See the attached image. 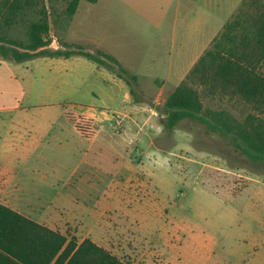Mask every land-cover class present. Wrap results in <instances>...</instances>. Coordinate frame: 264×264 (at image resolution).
Returning <instances> with one entry per match:
<instances>
[{"label": "rangeland", "instance_id": "obj_1", "mask_svg": "<svg viewBox=\"0 0 264 264\" xmlns=\"http://www.w3.org/2000/svg\"><path fill=\"white\" fill-rule=\"evenodd\" d=\"M241 1L81 0L69 43L103 50L142 79L129 84L105 65L123 85L80 54L15 64L44 125L38 165L7 175L19 180L9 188L16 198L41 206L20 210L56 216L50 225L78 239L97 228L95 240L130 264L152 252L167 264H264V161L196 121L165 130L166 93L154 102L139 92L171 91L175 81L159 80L171 69L176 80L179 65L203 54ZM54 39L47 48L65 49ZM140 100L156 110L150 121L152 111L131 109ZM151 215L159 220L139 223Z\"/></svg>", "mask_w": 264, "mask_h": 264}, {"label": "trees", "instance_id": "obj_2", "mask_svg": "<svg viewBox=\"0 0 264 264\" xmlns=\"http://www.w3.org/2000/svg\"><path fill=\"white\" fill-rule=\"evenodd\" d=\"M80 1L0 0V56L22 62L41 55L80 54L116 68L132 84L137 76L129 74L114 56L66 40ZM53 35L65 49L28 51L48 47ZM161 112L169 132L183 119L196 121L250 160L264 161V0H242L186 78L167 95ZM0 264L130 262L91 238L69 239L0 201Z\"/></svg>", "mask_w": 264, "mask_h": 264}, {"label": "crops", "instance_id": "obj_3", "mask_svg": "<svg viewBox=\"0 0 264 264\" xmlns=\"http://www.w3.org/2000/svg\"><path fill=\"white\" fill-rule=\"evenodd\" d=\"M80 3H79V6H80ZM79 6H78V9H79ZM76 14L77 12L75 13L74 18ZM74 18L71 22L69 31L72 28ZM68 33L66 36L67 41H68ZM54 37L56 36L53 35L52 42H55ZM56 40L58 41L57 37H56ZM58 45L61 46L59 41H58ZM201 55L195 58L189 65L188 64H184L183 66L179 65V67L175 71V73L178 75L176 76L177 77L176 80H173L174 79L173 72H172L173 69L169 71V73L166 76V79L159 80V81H163V87H170L171 81H175L174 83H172V88L173 87L174 88L171 91H154L152 94H149V95H147L146 91H139V92L145 97H148L147 99H152L154 102H159L160 97H156V95L159 96L162 94L164 95L166 93V97H167V95H169L175 89V87L183 79L186 78L187 74L189 73L191 68L194 66V64L198 61ZM22 62L12 61L10 59H5L0 56V201L3 204L10 206L11 208L21 212L22 214L36 220L37 222L47 225L48 227L52 229H56L52 225H50L53 222L52 217H56V216H52V217L50 215L49 216H46V215L39 216L36 214H32L31 212H27L25 210H20V208L22 209L38 208V207L41 208V206L37 203H31L33 201H30V200H26L27 203L24 204L22 202V200L24 199L21 200V199L16 198L15 195H13L12 190L9 189L10 187L13 188V186H15L16 184L18 185L19 180L16 179L14 183L10 182L7 178L8 174H10L13 170L19 169V167L22 168V164L24 166L27 160L34 161L33 165L36 166L38 165V161L42 159V154L38 152V142L43 137V132H44L43 120L40 119V117L42 118V115L39 114L38 108L40 106L34 102L28 101V97L30 93L25 87L23 76H21L17 72V68L15 67L16 63H22ZM102 66L104 67V69L110 72V74L112 75V80L119 78L118 80H121L122 82L121 84L124 85V82H123L124 80L122 78L116 77L114 75L115 73L111 69H109L107 66L103 64ZM140 79L142 78L140 77ZM140 79L137 76V80L140 81ZM159 86H161V84H159ZM163 99L164 101L166 100V98H163ZM131 103L133 104L131 109H133V112L136 113L137 115L142 114L143 110L152 111L153 114L152 113L149 114V118H148L149 121L151 120L152 116L156 113V110H154L153 107L149 105L148 106L143 105L142 100H140L137 103H133V102ZM93 110L101 111L102 109L93 108ZM124 115H127V114H124ZM134 121L137 124V120L134 119ZM89 124L90 126H95L94 122L90 121ZM75 126L77 127L76 124ZM95 136H96V132L94 131L93 135L88 136V137L90 139H95ZM82 184L83 183H80L79 187L83 186ZM80 209H83L88 214H91L93 212L92 210H89L90 208L87 205L81 206ZM83 215L86 216L87 214L83 212ZM96 216H97L96 218H98V215ZM99 216H102V214H100ZM156 219L159 220L157 216L151 215L150 217L143 219V220L138 219V221L139 223L143 224L146 221L153 222ZM163 220H165L164 216H163ZM56 230H59V229H56ZM91 230L90 232L86 233L82 239L80 238L78 239L76 236L75 237L78 239L79 242H81L85 238H91L97 244L111 250L106 244L99 243L97 240H95V237H93V235L95 234L96 236L99 235L98 232H101V230L99 229L97 230V228L92 231ZM59 231L64 233V231H62L61 229ZM165 236H166V230L164 231V237ZM68 237L69 239L71 238L70 236ZM112 252L118 255L119 257L123 256L121 251L116 250ZM155 254H156L155 252L147 253V254L145 253L142 255V257H140V260H138L139 263L133 262V264H167L168 263L166 261V258H167L166 256L164 257V259H162L161 256L156 257L157 255ZM168 260L170 261V259Z\"/></svg>", "mask_w": 264, "mask_h": 264}, {"label": "built area", "instance_id": "obj_4", "mask_svg": "<svg viewBox=\"0 0 264 264\" xmlns=\"http://www.w3.org/2000/svg\"><path fill=\"white\" fill-rule=\"evenodd\" d=\"M122 123H123V117L120 116V115H117V117L115 119L116 126L120 128V126L122 125Z\"/></svg>", "mask_w": 264, "mask_h": 264}, {"label": "water", "instance_id": "obj_5", "mask_svg": "<svg viewBox=\"0 0 264 264\" xmlns=\"http://www.w3.org/2000/svg\"><path fill=\"white\" fill-rule=\"evenodd\" d=\"M44 48H47V47H41V48H38L37 50H28V51H31V52H37V51H40ZM22 51H27V49H21Z\"/></svg>", "mask_w": 264, "mask_h": 264}]
</instances>
